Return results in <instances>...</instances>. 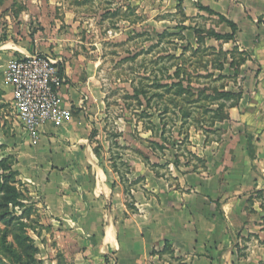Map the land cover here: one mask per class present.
<instances>
[{
    "label": "rangeland",
    "instance_id": "obj_1",
    "mask_svg": "<svg viewBox=\"0 0 264 264\" xmlns=\"http://www.w3.org/2000/svg\"><path fill=\"white\" fill-rule=\"evenodd\" d=\"M201 1L0 0V84L14 58L63 61L62 102L69 119L86 124L95 158L88 168L99 195L88 205L94 214H137L138 200L150 203L155 188L190 193L214 177L205 187L218 189L240 130L229 111L248 86L249 55L230 40L226 22L200 10ZM6 95L0 89V264L74 262L72 235L43 217L48 207L35 187L39 165L51 168L54 159L45 151L31 178L20 177L15 149L23 129ZM36 145L26 149L38 158ZM246 214L264 230V192ZM260 232L250 237L264 246Z\"/></svg>",
    "mask_w": 264,
    "mask_h": 264
},
{
    "label": "crops",
    "instance_id": "obj_2",
    "mask_svg": "<svg viewBox=\"0 0 264 264\" xmlns=\"http://www.w3.org/2000/svg\"><path fill=\"white\" fill-rule=\"evenodd\" d=\"M201 4L237 26V43L249 55L248 86L240 103L229 111V122L240 130L235 132V145L227 150L232 159L218 174V189L205 187L214 177L202 179L190 193L174 188L170 196L164 195L160 184L150 203L138 200L137 214H114L111 209L110 214H94L90 204L99 203V195L90 184L88 168L95 158L84 121L71 118L59 125L47 124L36 145L38 158L26 149L31 141L23 131V137L17 138L21 147L15 149L20 151L15 160L20 177L31 178L47 150L58 162L49 163L51 168L39 165L35 187L48 207L43 217L53 218L64 234L72 235L69 244H74L67 255L75 250L78 254L74 262L64 264H264V246L250 237L258 230L264 235V230L250 224L255 214H246L249 204L264 192V0H202ZM7 65L0 89L11 101L4 79ZM70 220L74 229L68 226Z\"/></svg>",
    "mask_w": 264,
    "mask_h": 264
},
{
    "label": "built area",
    "instance_id": "obj_3",
    "mask_svg": "<svg viewBox=\"0 0 264 264\" xmlns=\"http://www.w3.org/2000/svg\"><path fill=\"white\" fill-rule=\"evenodd\" d=\"M62 65L59 58L34 54L14 58L5 70L14 119L33 144L39 142L47 124L59 125L69 119V110L62 102L68 83L61 73Z\"/></svg>",
    "mask_w": 264,
    "mask_h": 264
},
{
    "label": "trees",
    "instance_id": "obj_4",
    "mask_svg": "<svg viewBox=\"0 0 264 264\" xmlns=\"http://www.w3.org/2000/svg\"><path fill=\"white\" fill-rule=\"evenodd\" d=\"M200 10L204 11V12H207L211 15H214L215 17L218 16L219 19H221L223 22H226L227 25L230 27L231 31H232V36H230V40H233L236 38V34H237V31H238V28L237 26L233 23V22H230V21H227L226 19H224L223 16L219 15V14H215V12H213L212 10H210L209 8H206V7H203V6H200ZM216 38L218 39H221L220 36L216 35ZM61 73H65L64 71V67L63 65L61 66ZM229 95V94H228Z\"/></svg>",
    "mask_w": 264,
    "mask_h": 264
}]
</instances>
